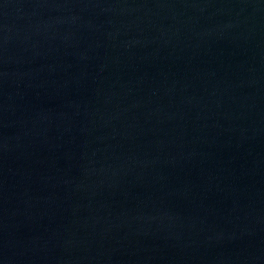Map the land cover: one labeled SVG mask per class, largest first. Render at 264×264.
I'll use <instances>...</instances> for the list:
<instances>
[{
	"label": "water",
	"instance_id": "obj_1",
	"mask_svg": "<svg viewBox=\"0 0 264 264\" xmlns=\"http://www.w3.org/2000/svg\"><path fill=\"white\" fill-rule=\"evenodd\" d=\"M0 108L111 264H264V0H0Z\"/></svg>",
	"mask_w": 264,
	"mask_h": 264
}]
</instances>
